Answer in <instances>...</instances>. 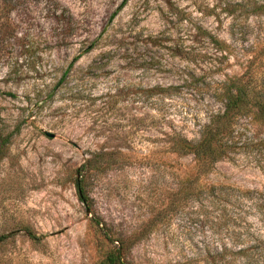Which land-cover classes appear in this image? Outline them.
Listing matches in <instances>:
<instances>
[{
	"label": "rangeland",
	"instance_id": "1",
	"mask_svg": "<svg viewBox=\"0 0 264 264\" xmlns=\"http://www.w3.org/2000/svg\"><path fill=\"white\" fill-rule=\"evenodd\" d=\"M239 3L264 0H0V118L14 131L0 148V264H95L105 231L130 240V264H264V125L201 178L220 196L147 227L192 171L167 135L198 140L220 82L264 45V12Z\"/></svg>",
	"mask_w": 264,
	"mask_h": 264
},
{
	"label": "trees",
	"instance_id": "2",
	"mask_svg": "<svg viewBox=\"0 0 264 264\" xmlns=\"http://www.w3.org/2000/svg\"><path fill=\"white\" fill-rule=\"evenodd\" d=\"M236 7H240L245 13L261 14L264 12V4L259 3H254L250 7L239 3ZM235 11L236 8L229 10L231 13ZM208 35H210L212 42L217 45L219 50L229 48L226 42L221 41L214 34ZM252 50H248V53ZM263 59L264 45L257 51H253L252 56L249 57L248 55L240 73L229 76L220 82L217 99L222 102L223 106L220 110L211 114L209 120L201 126L198 140L192 141L178 131L167 135L169 142L166 150L178 157H191L193 162L191 164L192 171L190 176L186 177L185 180H181V183L184 184H181L174 193L172 201L151 217L147 227L152 228L155 226L161 214H167L172 209H179L187 199L201 201L204 198L209 199L220 196L222 193L221 185L201 183V178L210 173L218 161L230 158L236 148H241L246 144L250 145L254 140L253 138L257 136L254 127L264 125V67H262L263 72H260V61ZM173 88L175 87L158 86L148 91L152 94L158 93L165 96L169 95V91ZM242 119H245L246 122L243 126H240ZM5 130L6 128L0 118L1 149L7 147L14 134V131L6 133ZM247 134L250 135L247 136ZM260 138L259 143L264 145V137ZM93 168L94 161L88 160L79 168L81 175L75 181L79 197L86 204H88V195L82 173L89 175ZM244 192L249 193V191ZM96 222L98 225L101 223L98 220ZM27 233L33 239H37L32 230L28 229ZM104 236L108 241V245L95 264H130L126 258V254L132 245L129 242L130 240L114 238L108 231L104 232ZM7 238V234L0 233V244Z\"/></svg>",
	"mask_w": 264,
	"mask_h": 264
},
{
	"label": "water",
	"instance_id": "3",
	"mask_svg": "<svg viewBox=\"0 0 264 264\" xmlns=\"http://www.w3.org/2000/svg\"><path fill=\"white\" fill-rule=\"evenodd\" d=\"M48 134L51 135V136H55V134H53V133H51V132H48Z\"/></svg>",
	"mask_w": 264,
	"mask_h": 264
}]
</instances>
